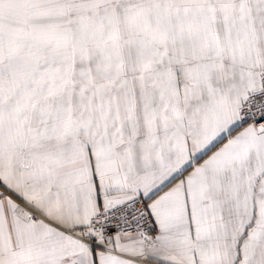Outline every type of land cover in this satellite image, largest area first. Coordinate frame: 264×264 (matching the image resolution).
Masks as SVG:
<instances>
[{"label":"snow or ice","instance_id":"snow-or-ice-1","mask_svg":"<svg viewBox=\"0 0 264 264\" xmlns=\"http://www.w3.org/2000/svg\"><path fill=\"white\" fill-rule=\"evenodd\" d=\"M0 264H264V0H0Z\"/></svg>","mask_w":264,"mask_h":264}]
</instances>
